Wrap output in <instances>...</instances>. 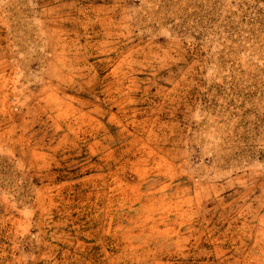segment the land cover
<instances>
[{"label": "rangeland", "instance_id": "obj_1", "mask_svg": "<svg viewBox=\"0 0 264 264\" xmlns=\"http://www.w3.org/2000/svg\"><path fill=\"white\" fill-rule=\"evenodd\" d=\"M0 264H264V0H0Z\"/></svg>", "mask_w": 264, "mask_h": 264}]
</instances>
